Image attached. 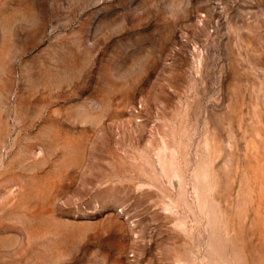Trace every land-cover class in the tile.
Returning a JSON list of instances; mask_svg holds the SVG:
<instances>
[{
    "label": "rangeland",
    "instance_id": "374dc122",
    "mask_svg": "<svg viewBox=\"0 0 264 264\" xmlns=\"http://www.w3.org/2000/svg\"><path fill=\"white\" fill-rule=\"evenodd\" d=\"M0 264H264V0H0Z\"/></svg>",
    "mask_w": 264,
    "mask_h": 264
}]
</instances>
